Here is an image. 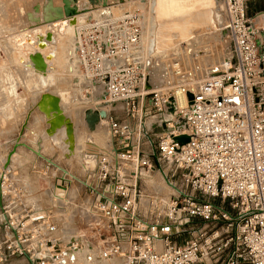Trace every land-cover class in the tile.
Returning a JSON list of instances; mask_svg holds the SVG:
<instances>
[{
    "label": "built area",
    "instance_id": "2783aa9c",
    "mask_svg": "<svg viewBox=\"0 0 264 264\" xmlns=\"http://www.w3.org/2000/svg\"><path fill=\"white\" fill-rule=\"evenodd\" d=\"M221 1L231 56L191 91L183 80L172 93L152 88L137 16L91 17L77 27L80 72L104 87L98 111H106L110 146L80 178L36 150L43 161L29 169L42 173L50 195L41 205L21 165L7 163L18 138L0 145V264H73L81 244H62L57 222V207L78 200L73 181L106 228L102 259L264 264V25L248 13L249 0ZM119 105L122 118L112 113Z\"/></svg>",
    "mask_w": 264,
    "mask_h": 264
},
{
    "label": "rangeland",
    "instance_id": "374dc122",
    "mask_svg": "<svg viewBox=\"0 0 264 264\" xmlns=\"http://www.w3.org/2000/svg\"><path fill=\"white\" fill-rule=\"evenodd\" d=\"M111 1L116 2L119 8L117 7V11H111L113 15L105 16L122 17L127 14L137 16V23L142 30V49L147 66L146 73L153 89L163 93H172L170 90L178 80L185 81L187 86L191 88L190 84L193 83L194 79L196 80L201 75L206 79L210 73L222 70L225 65L224 63L223 66L210 70L215 64L218 66L220 60L226 59L230 55L231 47L224 31L221 33L213 28L198 32L191 42L158 55V50L150 47L143 38L144 33L146 34L148 20L155 23L156 0ZM219 1L223 4L221 0ZM53 3L61 5L62 2L53 0ZM46 4L47 0H0V145L6 148L7 145L10 146V142L18 138L19 152L14 157L15 164L21 165L18 166V171L19 174H22L20 178L27 183V192L41 205L50 204V195L47 181L43 179L44 182L40 184L38 182L43 176L42 173L30 171L29 169L30 165L35 164L37 166L43 161V158H38L35 153L36 149L46 158L54 161L59 167L80 178L85 169L82 163L88 164V167L91 168L94 166L93 162L89 163L83 159L82 153L87 151L96 153L101 148L110 146V134L106 121L100 120L92 126L85 119L87 110L98 109L99 106H102L98 103L103 98L104 87L84 78L80 73L78 61L76 63L75 58L70 57V50L74 48L75 38L72 36L64 41L60 49L63 68L56 74V81L50 88V92L59 97L60 107L72 124L75 137L73 149H69L65 124H63L61 130L59 128L60 131H55V134L47 133L49 125L47 119L36 106L37 101L40 99V96H38L40 93L35 91L36 94H32L30 92V89L34 86L33 80L28 76V70L15 62V52L10 42L11 39L13 40L15 33L20 30L30 28L38 23L43 28L46 26L43 23L44 18L47 16L46 12L43 11ZM90 6L88 2L87 6H78V8L82 9ZM98 6L101 7V4ZM220 12L225 18L224 5L220 8ZM143 41H145V46L147 44L146 48L143 46ZM196 50H198V53L195 52ZM208 56L210 60H208ZM185 61L187 64H185ZM209 61L211 67L209 66L210 69L208 68L209 70L206 72L204 62L207 63L205 65L208 67ZM174 63H180L184 73L182 76L176 75ZM164 69H167L166 72H163ZM154 74L164 76L168 74V80L161 83L162 85L155 83L153 80ZM112 113L119 118L124 116L120 105ZM88 135L93 137V145L90 144L92 141L87 142ZM76 138H79V140L76 141ZM6 142L9 143L5 144L4 147L3 143ZM70 193L77 196L78 200L74 204H66L65 208L64 205L57 207V222L59 223L63 243L73 237L76 240L78 239L81 244V248L75 252L73 264H122L121 261L99 257L98 234L106 233V228L98 216L88 211L86 189L78 181H73L69 187Z\"/></svg>",
    "mask_w": 264,
    "mask_h": 264
},
{
    "label": "bare ground",
    "instance_id": "6f19581e",
    "mask_svg": "<svg viewBox=\"0 0 264 264\" xmlns=\"http://www.w3.org/2000/svg\"><path fill=\"white\" fill-rule=\"evenodd\" d=\"M60 1L63 3V6L57 3H53V0H47V4L43 7V11L46 12L47 15L44 18L43 22L46 25L44 28L40 23L32 25L30 28L23 29L15 33L13 40L11 39L10 41L15 52V62L20 66L24 67L26 70H28V76L31 77L33 80L34 86L32 89H30V92L32 94H36L34 92L37 91L40 93V95L38 96H41L45 92L51 93L50 88L55 84L56 74L63 68L60 49L64 41L71 36L75 37L77 27L84 24L90 17H96L100 15L98 14L99 11H102L101 15L99 16L102 17L104 15H113L111 11H117L119 8L117 3L111 0H101L100 3L97 5H93L89 0H69L71 3V7L75 8L76 12L74 14L67 15L64 9L65 4L63 0ZM88 2L91 5L90 7H85L82 9L78 8V6H87ZM100 4L101 7L98 6ZM155 5L157 12L156 20L154 21L156 24L151 22V20L147 19L148 22L146 23V34L144 33L145 36H143V38L147 42V44L150 45V47L158 50V55L171 49L181 47L185 43L191 42L195 34L198 32L213 28H216L217 31H220L221 33L223 31L225 32L223 26V23H225V18L220 12V8L223 7V4H221L219 0H156ZM101 8L102 10H100ZM145 41H143L144 48L147 47V44L145 46ZM197 51L198 50H196L195 52L198 53ZM70 52V57L73 59L75 58L77 63L75 49H71ZM188 53L190 54V52ZM190 55L193 54L191 53ZM230 56L231 51L230 55L226 59L219 61L218 66L213 62L215 65L211 67V62L209 61V65L207 67L205 64H207L206 62L210 60V57L208 56L209 59L204 62V67H206L207 69L206 72H208L210 67V70L217 69L221 67V65L223 66L224 63L225 65L222 68H225L227 60ZM200 60L202 61V59ZM185 64H187L186 61ZM166 70L164 69L163 72H166ZM219 72L220 70L210 73L207 78L210 76H214ZM167 75L164 76L154 74L153 80L155 83L161 84L168 80ZM204 80L205 77H203L202 75L199 76V78H197L196 80L194 79L193 83L190 84V91L193 90V88L196 86L194 84H200ZM60 90L62 89L60 88ZM179 97L180 103L185 104V97L181 95ZM38 110L45 115L47 123L49 124V121L53 118V111H48L49 113H45L40 108H38ZM62 114L65 116L63 111ZM98 116V109H89L86 112L85 119L90 125L93 126L95 122H98L100 120L105 121L103 117ZM65 118L68 120L66 116ZM63 124L61 123L59 126H57L55 131H60L62 129ZM55 131L47 133L53 134ZM66 136L69 140V149L72 150L75 138L73 132L71 137H69L68 134ZM75 140L78 141L79 138H76ZM86 140L88 143L92 141L90 143L91 145L94 144L93 137L91 135H88ZM91 152L92 151L83 152L82 157L85 161H88L89 163L93 162L95 164L98 152ZM13 153H15V151ZM72 239L74 238L71 237V239H68L65 243L62 242V244H66L72 241Z\"/></svg>",
    "mask_w": 264,
    "mask_h": 264
},
{
    "label": "water",
    "instance_id": "95a60500",
    "mask_svg": "<svg viewBox=\"0 0 264 264\" xmlns=\"http://www.w3.org/2000/svg\"><path fill=\"white\" fill-rule=\"evenodd\" d=\"M93 5H97L100 3L101 0H89ZM64 2V9H65V13L67 15H71L74 14L76 12V9L71 7V3L69 0H63ZM188 97L189 99H192V93H188ZM37 107L40 108L41 110H43L45 113H47L48 111H53V118L49 121V127L47 129L48 133H51L53 131H55L56 127L59 126L61 123H65L67 126V134L69 137H71L72 132H73V127L71 122H69L65 116L62 114V110L60 108V104H59V97L51 94L49 92H45L40 96V99L37 101L36 103ZM48 112V113H49ZM99 112V116L98 117H105L106 116V111L105 109H101L98 111ZM25 127V124H24ZM179 139L182 142H186L188 140V136L184 135L179 137ZM19 143H16V145L14 146L12 152L9 154L8 156V160L7 163L10 162L11 156L13 154V152L15 151V149L18 147Z\"/></svg>",
    "mask_w": 264,
    "mask_h": 264
},
{
    "label": "crops",
    "instance_id": "0c3cea01",
    "mask_svg": "<svg viewBox=\"0 0 264 264\" xmlns=\"http://www.w3.org/2000/svg\"><path fill=\"white\" fill-rule=\"evenodd\" d=\"M63 3H61V6H63L62 5ZM107 9H109V8H107ZM100 10H102V8L100 9ZM101 12L102 11H99V13L98 14H100L101 15ZM248 13L250 14V15H252V16H254L255 18H256V21L259 23V24H261V25H264V0H249V2H248ZM100 15H98V16H96V18L97 17H99ZM263 38H264V35H263ZM48 127H49V125H48ZM48 138V137H47ZM49 139V138H48ZM50 140V139H49ZM39 145V144H38ZM99 146H100V144H99ZM25 147V146H24ZM40 147V146H39ZM33 150V149H32ZM37 150V149H36ZM35 150V151H36ZM34 151V150H33ZM16 153H14L13 155H12V160L10 161V162H12V163H15V155H17V152H19V148H17L16 149V151H15ZM82 166L84 167V168H86V167H88L87 166V164H85V163H82Z\"/></svg>",
    "mask_w": 264,
    "mask_h": 264
}]
</instances>
